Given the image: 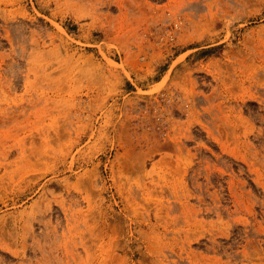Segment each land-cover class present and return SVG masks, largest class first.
<instances>
[{
    "label": "rangeland",
    "instance_id": "rangeland-1",
    "mask_svg": "<svg viewBox=\"0 0 264 264\" xmlns=\"http://www.w3.org/2000/svg\"><path fill=\"white\" fill-rule=\"evenodd\" d=\"M0 264H264V0H0Z\"/></svg>",
    "mask_w": 264,
    "mask_h": 264
}]
</instances>
